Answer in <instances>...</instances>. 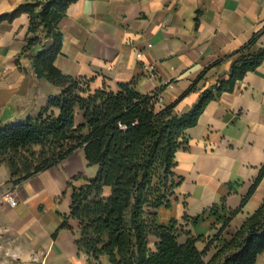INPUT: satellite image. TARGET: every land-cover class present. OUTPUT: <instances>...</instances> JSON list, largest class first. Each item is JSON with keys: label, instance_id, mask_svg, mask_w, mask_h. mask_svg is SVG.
<instances>
[{"label": "crops", "instance_id": "0c3cea01", "mask_svg": "<svg viewBox=\"0 0 264 264\" xmlns=\"http://www.w3.org/2000/svg\"><path fill=\"white\" fill-rule=\"evenodd\" d=\"M27 1L32 0H0V15ZM28 24L26 14L0 23V126L34 117L46 103V85L56 88L36 78L29 60H18L30 36ZM263 25L264 0H77L58 24L63 43L55 65L65 75L102 77L110 87L134 81L141 94L159 90V107L193 85L174 107L184 113L217 80L228 79L236 52ZM263 46L264 34L251 52ZM185 134L188 145L176 152L173 168L182 182L170 207L157 210L158 222L175 221L192 237H208L230 211L239 209L224 229L222 243L264 201L263 172L242 204L264 166V60L231 92L209 101ZM66 171L54 166L12 188L9 169L0 167V195L11 192L18 202L13 208L0 205V230L21 259L10 264H29L33 252H47L46 264H87L75 244L77 222L69 218L72 229L60 228L70 211L66 183L76 177L69 179ZM35 180H40L38 187L24 188ZM180 240H186L185 234ZM214 252L212 247L205 260ZM255 264H264V252Z\"/></svg>", "mask_w": 264, "mask_h": 264}, {"label": "trees", "instance_id": "16d2710c", "mask_svg": "<svg viewBox=\"0 0 264 264\" xmlns=\"http://www.w3.org/2000/svg\"><path fill=\"white\" fill-rule=\"evenodd\" d=\"M76 1L32 0L0 15V23L28 15L30 36L18 60H29L36 78L58 89L47 96L34 117L0 126V164L8 167L10 181L14 185L25 182L77 150L83 151L87 166L96 172L79 185H75L79 177L66 183V190L71 191L70 211L60 228L72 229L69 218L77 222L75 244L87 264H255L264 252V201L222 243V233L239 209L230 211L208 237H192L175 221L160 224L157 210L170 207L182 182L173 168L176 152L188 145L186 130L196 125L209 101L231 92L236 81L263 62L264 46L254 52L251 49L264 34V25L236 52L228 79L217 80L188 111L176 113L174 107L193 85L171 104L159 107L160 91L141 94L134 81L118 83L112 89L102 80L93 89L97 77L62 73L55 65L63 43L58 24ZM77 110L82 114L81 124L76 123ZM263 172L264 166L242 204ZM215 209L213 206L211 212ZM198 242L204 244L202 249ZM212 247L215 252L206 261Z\"/></svg>", "mask_w": 264, "mask_h": 264}, {"label": "rangeland", "instance_id": "374dc122", "mask_svg": "<svg viewBox=\"0 0 264 264\" xmlns=\"http://www.w3.org/2000/svg\"><path fill=\"white\" fill-rule=\"evenodd\" d=\"M104 80L102 79V77H99L96 79V81H94L92 84H91V87L93 89L95 88H98L100 87L101 85V81ZM105 81V80H104ZM106 82V81H105ZM40 86L39 88H41V90H43V87L44 84L40 81L37 83V86ZM47 87V90L46 92L50 93L51 94H55L58 92V89L55 88V89H52L51 91V87H49L48 85H46ZM112 88H115L114 85L111 86ZM54 92V93H53ZM75 119H76V123L77 124H81L83 123V120H82V114L80 111H76V116H75ZM6 167L8 168L5 164H0V167ZM56 168L58 169H66L67 171V177H69V179L73 176H76V177H79V179L75 182L76 185H79L81 183H83V179L85 177H91L93 174H95L96 170L94 171V169L92 167H88L87 166V163L85 161V158H84V155H83V152L81 149L77 150L73 155H71L70 157H68L63 163H60L58 166H56ZM69 168H71V170H69ZM39 181L40 180H35L33 182H30L29 184H27L24 188L27 190L28 188H34V187H38V184H39ZM9 182L11 183V187L12 188H15L17 186H19L21 183L17 184V185H14L10 179H9ZM40 187V185H39ZM69 195V193H68ZM69 196H67L68 198ZM73 226H75V223L73 222ZM73 227V228H74ZM154 243V239H151V244Z\"/></svg>", "mask_w": 264, "mask_h": 264}, {"label": "built area", "instance_id": "2783aa9c", "mask_svg": "<svg viewBox=\"0 0 264 264\" xmlns=\"http://www.w3.org/2000/svg\"><path fill=\"white\" fill-rule=\"evenodd\" d=\"M7 204L11 208L17 205L16 196L11 192H5L0 195V205ZM4 230H0V264H10V262L21 261L18 251L15 248L8 247L9 238L4 234ZM47 252L31 253L29 256V264H46Z\"/></svg>", "mask_w": 264, "mask_h": 264}]
</instances>
